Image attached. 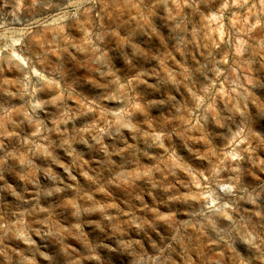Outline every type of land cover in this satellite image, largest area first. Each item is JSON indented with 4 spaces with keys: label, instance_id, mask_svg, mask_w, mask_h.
Returning <instances> with one entry per match:
<instances>
[{
    "label": "rangeland",
    "instance_id": "1",
    "mask_svg": "<svg viewBox=\"0 0 264 264\" xmlns=\"http://www.w3.org/2000/svg\"><path fill=\"white\" fill-rule=\"evenodd\" d=\"M0 264H264V0H0Z\"/></svg>",
    "mask_w": 264,
    "mask_h": 264
}]
</instances>
